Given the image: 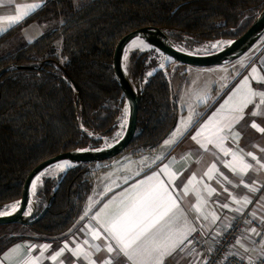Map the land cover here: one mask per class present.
Returning <instances> with one entry per match:
<instances>
[{"label":"trees","instance_id":"obj_1","mask_svg":"<svg viewBox=\"0 0 264 264\" xmlns=\"http://www.w3.org/2000/svg\"><path fill=\"white\" fill-rule=\"evenodd\" d=\"M263 10L264 0H47L0 36V71L13 65L0 78V210L19 202L27 176L42 161L115 141L127 107L113 71L123 36L161 26L177 45L194 51L240 38ZM38 26L47 30L15 53L6 52L16 37ZM152 55L135 50L128 58V71L143 88L128 156L156 149L181 114L170 79ZM112 162L45 176L36 199L39 213L49 206L48 213L33 226L22 225L20 235L0 240V256L32 234L69 231L84 214L97 176Z\"/></svg>","mask_w":264,"mask_h":264},{"label":"crops","instance_id":"obj_2","mask_svg":"<svg viewBox=\"0 0 264 264\" xmlns=\"http://www.w3.org/2000/svg\"><path fill=\"white\" fill-rule=\"evenodd\" d=\"M46 2L47 0H12L11 4L0 6V26L6 27L9 21L5 17L18 15V9H22L25 5H39L34 12L14 25L17 26L35 14ZM13 27L9 28L6 32ZM25 31L28 30L26 29ZM235 62L238 63V71L232 72L231 76L226 80L224 84L226 89L221 95L217 91L215 92L214 101L209 99V101H201L198 99L195 108L191 111L181 106L179 96L173 91L175 97L177 96L176 99L181 111L174 130L178 126L184 127V125L179 124L182 119L187 120L189 115L193 116L191 124L187 128V131L183 133L182 138L174 137L172 135L173 131L167 139L151 152L137 156H127L123 161H117L106 168L95 180L93 191L85 209V211L88 210L87 215L84 212L81 216L84 217L83 219L80 217L69 231L56 237L32 234L27 240L9 247L0 256V264H14L17 260H23L24 255H30L33 258L37 257L41 251L39 246L44 244L50 245V248L44 251L43 258L39 261V264H89V261L84 260L82 256L79 258L73 256L72 252L75 251L76 244L78 243L86 251L90 252L91 259L95 264H102L110 255L112 257L111 264H130L122 254L119 256L115 252L109 254L103 249L105 243L103 238L105 234L103 233L101 239L94 241L101 244L102 250L100 252L97 253L94 249H88L87 246L83 245L85 239H91L86 235V231L90 227L97 226L95 221H92L91 225L89 224V217L101 211L106 204L118 200L133 185L154 174H160V170L164 165L169 164L173 158H175V165L171 171L176 175L174 180H171L169 191L177 198L180 208L183 209L187 220L192 223L196 231L192 232L188 239L171 255L166 256L163 264L189 263L192 260L186 254H181L179 250L192 236L205 227L213 230L225 228L236 217L245 214L251 215L257 222L256 233L251 231L242 237L232 252L234 255L243 257L246 260H254L264 255V247H262L264 240L259 243L257 242L259 237L257 233L259 234L264 231V132L259 130L260 128H264V104L260 103V97L253 98V102L244 110L243 119L233 126L232 131L238 134V139L234 141L229 137L224 144L231 151L239 153L243 161L251 165L243 175H238L230 167L226 166V162L231 163L233 160L231 155L225 156L214 145H208V149L205 150L197 140L192 139L193 135L209 119L218 114L222 105L225 104L229 96L241 85L245 78H248L249 86L254 91L264 92V35L246 55ZM235 62L224 65V67L228 65L232 67ZM209 69L211 68H206L202 71H208ZM232 69L234 68H230L229 66L228 70L231 71ZM253 69H256V71L253 72ZM188 71L182 72L185 73L187 78ZM253 112L260 114L253 115ZM253 123L257 125L256 128L252 127ZM203 138L201 136L197 139L203 140ZM170 139H178V142L170 146L165 145L164 142ZM186 156L189 158L185 159ZM157 157L163 158L158 159ZM253 157L256 159H253ZM138 159L143 160V163L137 164ZM213 165L216 166V169L213 171L212 178L210 179L206 173ZM193 174H195L197 182H194L192 187L199 189L201 196L206 201L204 210L209 213L215 212L219 217L215 223H212L210 219L205 220L198 212L193 211L194 207L198 204L195 191L189 190L187 193L184 191ZM125 177H127V182H125ZM159 180L165 185L170 184V177L167 174H160ZM204 185L214 189L211 196L208 195ZM233 197L239 200L240 203H236ZM245 198L249 201L247 204L244 203ZM224 204H227L229 207H223ZM236 209H240V211H236ZM82 228L85 231H81ZM65 242L69 244L72 251L65 250L55 261L51 260L50 257L59 251ZM112 243L115 246L114 242ZM18 245H34L36 248L29 253L28 248L25 247L23 249L24 255H20L12 251ZM199 257L201 255L195 256V261Z\"/></svg>","mask_w":264,"mask_h":264},{"label":"snow or ice","instance_id":"obj_3","mask_svg":"<svg viewBox=\"0 0 264 264\" xmlns=\"http://www.w3.org/2000/svg\"><path fill=\"white\" fill-rule=\"evenodd\" d=\"M12 0H0V6L5 4H11ZM39 5H25L22 9H18V15L5 17L9 21L6 27L0 26V35L6 32L9 28L15 24L21 22L25 17L30 15L38 8ZM219 44L211 45V47H219ZM139 48L141 51L147 50L148 46L143 43L141 38L137 36L132 40L129 50L131 48ZM164 65H161L163 68ZM123 70V69H122ZM256 69H253L255 72ZM152 75V73H148ZM201 101L206 100V96L203 94H197ZM260 97V103L264 104V92H256L249 86L248 78L241 83V85L229 96L228 100L222 105L218 114L214 115L212 119H209L192 137L193 140H197L201 146L207 150L208 145H214L215 148L219 149L225 156L231 155L233 158L231 163L226 162V166L230 167L238 175H243L250 167L248 163H245L240 157L239 153L231 151L225 147V141L231 137L234 141L238 139V134L232 131L233 126L238 123L244 117L245 108L253 102L254 97ZM260 113L253 112V115ZM198 115V114H196ZM127 109H124L123 116L120 119L118 127L123 128L126 123ZM193 119L192 115H189L187 120L182 119L179 124L184 125L183 128L177 127L172 134L174 137L182 138L183 133L187 131ZM253 128H256L255 123L252 124ZM264 132V128L259 129ZM91 135V133H89ZM121 133H117V136ZM203 136V140H198V137ZM178 142V139L166 140L165 145H173ZM190 155V154H189ZM251 155V154H249ZM162 159L163 157H157ZM189 157H185L188 159ZM253 159H256L253 157ZM239 161V163H237ZM175 165V158H173L169 164L164 165L160 170V174H167L170 177V184L165 185L159 180L160 174H154L145 180L138 182L133 185L132 188L125 191L122 196L115 201L106 204L104 208L89 217V224L92 221L96 222L97 226L90 227L86 231L91 239H85L83 245L87 246L88 249H94L95 252H100L102 246L99 243H95L101 239L102 233L105 234L103 249L107 253H117V256L123 255L127 258L130 264H163L166 256L171 255L177 248L184 243L185 240L196 231L195 227L184 214L183 209L180 208L177 198L173 196L172 192L169 191L171 186V180H174L175 173L171 169ZM70 164H58L55 167L63 169L65 167H71ZM216 166L208 170L206 175L211 179L213 171ZM45 173H40L35 177L32 183L33 190L36 188L35 181L41 179V176ZM54 174V173H53ZM138 174V173H137ZM127 182V177H125ZM194 182H197L195 174L188 181L184 191L187 193L189 190L195 191L198 199V204L194 207L193 211L199 213L205 220H211L215 223L219 217L215 212H207L204 210L206 201L200 194L199 189L193 188ZM208 195L211 196L214 189L204 185ZM236 203H240L233 197ZM249 201L245 198L244 203L247 204ZM19 205H10L4 210H0V217L5 215H11ZM223 207H229L224 204ZM240 211V209H236ZM88 210L85 211L87 215ZM31 213V205L28 206L27 214ZM255 215V214H253ZM84 217H81L83 219ZM81 231H85L84 228ZM253 233H256L255 229H252ZM257 235H259L257 233ZM114 245L113 246V243ZM239 243V242H238ZM27 247L29 253L34 251L36 246L34 245H18L12 251L13 253L23 254V249ZM41 251L37 257H31L30 255H24L23 260H17L14 264H39V261L43 258V253L50 248V245L44 244L39 246ZM264 247V245H262ZM65 250L72 251L69 244L65 242L64 246L54 253L50 259L55 261L57 257L61 256ZM181 251L183 249L181 248ZM247 251V249H245ZM73 256L77 258L83 257L84 260L89 261V264H95L91 259L89 251H86L81 244H76L75 251L72 252ZM243 259V257H241ZM112 257L102 262V264H111Z\"/></svg>","mask_w":264,"mask_h":264},{"label":"water","instance_id":"obj_4","mask_svg":"<svg viewBox=\"0 0 264 264\" xmlns=\"http://www.w3.org/2000/svg\"><path fill=\"white\" fill-rule=\"evenodd\" d=\"M263 35L264 10L240 38L205 43V45H212L214 43H219V41L224 42L220 49L209 53H203L197 50L201 46L197 47L194 51H190L177 45L169 36L167 29L161 26H146L133 30L123 36L115 47L113 71L127 102L128 121L124 132L120 137L116 136L114 142L106 143L100 148L71 150L60 153L39 163L29 173L23 184L22 197L17 203L19 207L11 215L0 217V226L11 224L33 226L46 216L50 207H45L39 213V204L36 199V194L39 183H41L46 176L47 171L54 168L56 165L68 162L72 165L71 167L65 168V171H68L80 164L90 163L99 166L102 163L114 161L107 165V167H109L117 161H123L128 156L126 151L137 133L140 105L143 97L141 82L136 81L128 71V58L131 52L129 46L132 40L137 36H139L141 40L149 43L151 46L150 49H153L169 59V63H175L190 68L206 69L224 66L239 60L257 44ZM12 68L13 65H8L2 69L0 71V78ZM158 69L163 68H161L160 65ZM42 172L45 174L41 176L40 180L35 181L36 188L33 190L32 183L35 177ZM29 205H31V213L27 214Z\"/></svg>","mask_w":264,"mask_h":264},{"label":"rangeland","instance_id":"obj_5","mask_svg":"<svg viewBox=\"0 0 264 264\" xmlns=\"http://www.w3.org/2000/svg\"><path fill=\"white\" fill-rule=\"evenodd\" d=\"M46 30L47 28H40L38 26L33 34L29 36L20 35L16 37L7 46L6 52L10 54L15 53L20 48L35 41ZM216 44H219V43H214L212 45H216ZM221 47H222L221 45L219 47H211V45L204 44L197 50H200L203 53H209L217 49H220ZM135 50H140V49L131 48L130 51L132 52ZM143 51L151 52L153 54L152 58L156 59V61H158L160 65H164L163 69L168 75V77H170V83H171L172 89L175 92V94L179 96L181 106L184 109L187 108V109H190L191 111L195 108V105L197 104V101L199 99L197 94H203L207 96L205 101H209V100L214 101L215 92L217 91V93L221 95L226 89L224 85L226 80H228L232 72L238 71L237 62H235L234 65H232V67L231 65H228L227 67L226 66L219 67V68L215 67V68L209 69L208 71H202L203 70L202 68H190V67L182 66L179 64H175V63H169L168 62L169 60L164 55L157 53L153 49L143 50ZM229 66L230 68H234V69L229 71L228 70ZM186 70H189L188 71L189 73L187 74L188 78L185 75V73H182V72H185ZM127 115H128V109H127ZM122 116L123 114L121 115V117ZM123 128L120 127L118 133L122 134L124 132ZM117 137H120V135ZM142 163H143V160L138 159L137 164H142ZM64 171L65 169H58L54 167L47 171L46 176H58L60 175V173ZM14 205H17V204L15 203ZM21 228H22V225H18V224L0 226V240L5 239L6 237H9L12 235H20Z\"/></svg>","mask_w":264,"mask_h":264},{"label":"built area","instance_id":"obj_6","mask_svg":"<svg viewBox=\"0 0 264 264\" xmlns=\"http://www.w3.org/2000/svg\"><path fill=\"white\" fill-rule=\"evenodd\" d=\"M256 227L258 224L251 215L238 216L225 228L219 230L203 228L192 236L181 247L183 251L180 248L179 252L192 260L187 264H264V255L254 260H246L232 252L239 240ZM263 240L264 231L259 233L257 242ZM197 255L201 257L195 261Z\"/></svg>","mask_w":264,"mask_h":264},{"label":"bare ground","instance_id":"obj_7","mask_svg":"<svg viewBox=\"0 0 264 264\" xmlns=\"http://www.w3.org/2000/svg\"><path fill=\"white\" fill-rule=\"evenodd\" d=\"M142 41H143L144 44H146V45L148 46L147 50H149V49L151 48V46L149 45V43H147V42L144 41V40H142ZM223 44H224L223 41H219V45L222 46ZM132 49H136V48L134 47V48H132ZM137 49H139V48H137ZM168 60H169V59H168ZM168 62H169V61H168ZM127 121H128V115H127V117H126V123L124 124V128H123V130H124L125 127H126ZM60 164H70V163L65 162V163H60ZM65 168H67V167H65ZM65 168H63V169H65Z\"/></svg>","mask_w":264,"mask_h":264}]
</instances>
